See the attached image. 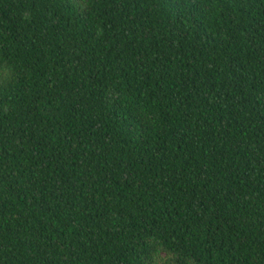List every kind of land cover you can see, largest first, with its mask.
Listing matches in <instances>:
<instances>
[{"label": "trees", "instance_id": "trees-1", "mask_svg": "<svg viewBox=\"0 0 264 264\" xmlns=\"http://www.w3.org/2000/svg\"><path fill=\"white\" fill-rule=\"evenodd\" d=\"M0 264H264V0H0Z\"/></svg>", "mask_w": 264, "mask_h": 264}, {"label": "rangeland", "instance_id": "rangeland-1", "mask_svg": "<svg viewBox=\"0 0 264 264\" xmlns=\"http://www.w3.org/2000/svg\"><path fill=\"white\" fill-rule=\"evenodd\" d=\"M76 1H77L78 5H80L82 7L85 4L86 0H76ZM167 258L168 257L166 254H162L160 257V260L155 264H164Z\"/></svg>", "mask_w": 264, "mask_h": 264}, {"label": "snow or ice", "instance_id": "snow-or-ice-1", "mask_svg": "<svg viewBox=\"0 0 264 264\" xmlns=\"http://www.w3.org/2000/svg\"><path fill=\"white\" fill-rule=\"evenodd\" d=\"M7 71H8L7 66L0 64V74H3Z\"/></svg>", "mask_w": 264, "mask_h": 264}]
</instances>
